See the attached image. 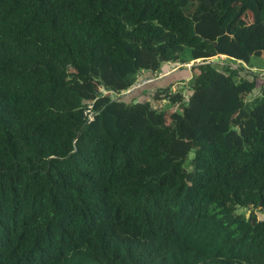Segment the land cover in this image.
Instances as JSON below:
<instances>
[{
    "label": "trees",
    "instance_id": "1",
    "mask_svg": "<svg viewBox=\"0 0 264 264\" xmlns=\"http://www.w3.org/2000/svg\"><path fill=\"white\" fill-rule=\"evenodd\" d=\"M262 51L264 0H0V264H264V77L207 61Z\"/></svg>",
    "mask_w": 264,
    "mask_h": 264
},
{
    "label": "crops",
    "instance_id": "2",
    "mask_svg": "<svg viewBox=\"0 0 264 264\" xmlns=\"http://www.w3.org/2000/svg\"><path fill=\"white\" fill-rule=\"evenodd\" d=\"M263 54H259L257 56L262 57ZM215 57L209 58V60H213ZM247 65L249 63H246ZM172 65H162L159 72H142L140 77H151L159 73L160 77L156 78L154 81L149 82L147 84L142 85L140 88H137L131 91L132 98L138 99H148L149 95H152L153 90L157 86H172L173 90H180L181 85H187V80L191 75V71L181 66L174 67ZM252 67V66H251ZM161 71V72H160ZM260 74V73H259ZM187 90V88H186ZM130 92V91H129ZM186 93V92H185Z\"/></svg>",
    "mask_w": 264,
    "mask_h": 264
},
{
    "label": "rangeland",
    "instance_id": "3",
    "mask_svg": "<svg viewBox=\"0 0 264 264\" xmlns=\"http://www.w3.org/2000/svg\"><path fill=\"white\" fill-rule=\"evenodd\" d=\"M251 14L252 13L250 11H247V12H245L243 14L244 19L246 20V22H250L252 20V15ZM145 54H146V58L148 60L153 61V54H154V50L153 49L148 50ZM261 54H263L262 57H259L257 55L251 57L248 66L249 67L252 66L251 68H253V71H255L258 74L260 73L263 76L264 75V52L262 51ZM209 61L217 62L218 60H217V58H214L213 60H209ZM180 88L181 89L179 90L180 92L178 91V95H181V93L185 94V92L187 91L186 90L187 87H185V84L182 85ZM176 141L185 142V140H180V139H176ZM181 142L174 144V151L177 154H179L181 157H183L186 160V162H187L188 159H190L193 156V154H192V152H187L186 149H185V144L181 143ZM257 214L260 217L263 216L262 212H257Z\"/></svg>",
    "mask_w": 264,
    "mask_h": 264
},
{
    "label": "built area",
    "instance_id": "4",
    "mask_svg": "<svg viewBox=\"0 0 264 264\" xmlns=\"http://www.w3.org/2000/svg\"><path fill=\"white\" fill-rule=\"evenodd\" d=\"M215 58H217V60H218L217 62L220 65H227V66H229L232 69H237L240 65H243L245 67V69H250V70L253 71V68H251L248 65H246L245 62H243L241 60H238V59L230 58V57H228V56H226L224 54H219V55L215 56ZM200 61H201V59L200 60L196 59L195 61H190L188 63H185L184 66H185L186 69L190 70L192 64L197 63V62H200ZM207 61H209V59H207ZM259 75H260V77H264V75L262 76V74H259ZM158 77H160V75L159 76H151V77L142 78V79L136 81L127 90V92L132 91L133 89L139 88V87H141L144 84H147L149 82H152V81H154ZM90 108H91V105H88L85 108V113L87 114L89 120L92 119V116H93Z\"/></svg>",
    "mask_w": 264,
    "mask_h": 264
}]
</instances>
